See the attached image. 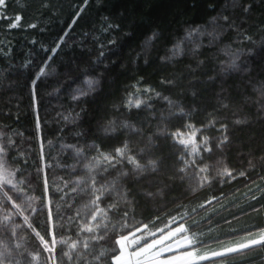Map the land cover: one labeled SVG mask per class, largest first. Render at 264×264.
I'll return each mask as SVG.
<instances>
[{
  "label": "trees",
  "instance_id": "1",
  "mask_svg": "<svg viewBox=\"0 0 264 264\" xmlns=\"http://www.w3.org/2000/svg\"><path fill=\"white\" fill-rule=\"evenodd\" d=\"M196 129L199 152L179 142ZM0 147L3 264H115L121 236L178 225L197 243L164 256L264 233V0H5ZM193 264H264V242Z\"/></svg>",
  "mask_w": 264,
  "mask_h": 264
},
{
  "label": "snow or ice",
  "instance_id": "2",
  "mask_svg": "<svg viewBox=\"0 0 264 264\" xmlns=\"http://www.w3.org/2000/svg\"><path fill=\"white\" fill-rule=\"evenodd\" d=\"M5 5V0H0V6H4ZM21 17L16 16L15 20L17 21V23L11 24V27H16L18 22L20 21ZM89 85H91L93 82L92 81H88ZM142 102L141 101H136L134 106L135 107H140V104ZM130 106L132 105V102L129 101ZM237 123H239V121H237ZM190 128L192 126H189ZM199 131L198 129L194 130L191 135L188 136V138L184 139L181 138L179 140V142L183 145H185V147H188L189 144L193 145V152H199V145H196L195 143V132ZM176 137H184L183 133H175L173 134ZM228 140V137L225 136L224 139L220 142L221 144L226 143ZM202 144H207V138H204L203 141H201ZM4 151V149L2 147H0V152ZM116 153L123 157L125 155V152L127 151V144L124 145L123 148H118L115 150ZM205 151H211V148H207L205 147ZM103 159L105 161H108L111 164L112 158L109 156H105L103 155ZM128 162L130 164H132L134 166L135 169H139L140 172L145 171V166L141 165L140 163H138L135 159V157H127ZM148 165L151 167L152 171H156L157 170V164L156 161H148ZM206 169H201V171H205ZM226 175H231L230 172H228L227 170H225ZM126 175V173H125ZM240 175H243V173H240ZM6 183L11 184V180L6 181ZM73 191H75V189H73ZM8 199H11V197H8ZM99 197H96V199L94 201H92L93 204H97L99 201ZM17 207H19L17 205ZM109 207H113V206H109ZM103 210L97 208V213H101ZM50 214V213H49ZM126 215V213H125ZM8 217H5V220H7ZM92 219L95 220L96 219V215L92 216ZM25 220H27V217H25ZM30 226V225H29ZM146 227V226H145ZM83 230L86 231H92L93 229L87 225H85V228ZM162 231V230H161ZM181 231H187L186 229L183 228V226H181V228L176 229L175 232H170L168 233L166 236H161L159 239H154L151 243H145L144 246L137 248L134 251L128 252L127 248H128V242L129 241V237L128 236H121L119 240L116 241V243L118 245H120L121 248V252L120 255L115 256L114 259L116 261V264H193L194 259L197 258L196 257V252L195 250L193 251H186V252H182L179 255H175V256H171V257H167L165 259H160V256L163 252H171L173 251L172 245L171 244H166V241H168L171 237H174L175 234L177 232H181ZM37 236H39V233H36ZM150 235H154L152 233H150ZM40 240L42 241V243L44 244L45 248H48V241L44 240V237L39 236ZM103 237H101L102 239ZM142 239V237H139L135 240H132L130 243L131 244H138L139 240ZM183 245L179 242L176 241V247L180 248L182 246H190V245H194L197 243L195 237H188L185 236L183 238ZM264 242V237H262L261 240H252L251 244H258ZM57 243V240L55 238V235L52 234V246L53 248L55 247ZM59 243H66V241L61 240L59 241ZM85 248L88 247V244L85 242L83 245ZM70 249H75L76 248V244L73 243L70 246ZM241 248H245V247H249V245H240ZM51 251V249H48ZM237 249H227L226 251L228 252H232V251H236ZM3 254L0 253V256H2ZM65 256L68 257L69 260L72 259L71 253H64ZM213 255H222V253H213ZM199 259H206L207 257L204 256H200L198 257ZM97 259H99V257H97ZM0 264H3V260L0 259Z\"/></svg>",
  "mask_w": 264,
  "mask_h": 264
},
{
  "label": "rangeland",
  "instance_id": "3",
  "mask_svg": "<svg viewBox=\"0 0 264 264\" xmlns=\"http://www.w3.org/2000/svg\"><path fill=\"white\" fill-rule=\"evenodd\" d=\"M6 175L8 177L10 176V178H12V175L11 174L5 173V176ZM181 226H183V225H178V226L174 227L173 229H171L170 231H167L166 233H163V234L157 236L155 239H159L161 236H166L170 232H175L176 229L181 228ZM183 228H184V226H183ZM182 232L183 231L177 232L174 237H171L168 241H166V244H171L172 245L173 250L178 249L176 247V244H175L176 241H179L183 245V243H184L183 242V238L185 237V235H182ZM128 237H129V241L126 242V243H128L127 251L128 252H131V251L136 250L137 248L136 249H132V244L130 242L132 240L137 239L139 236L137 234H135V232H134V233L128 235ZM262 237H264V233H256V234H253L250 238H246L244 240L243 239H241V240L240 239H237V240H234V241H231V242H227L223 246L217 247L215 249L206 250V249H201V248H195V249H189V250H186V251H193V250H195L196 257H197V258L194 259V262H195V261L201 260V259L198 258L200 256H204V257H207L208 258V257H211V256H215V255H213V253H226V252H228V251H226L227 249H230V248L231 249H239V248H241L240 245H245V244L246 245H251V241L252 240H261ZM151 242H149V243H151ZM119 249H120V251H119L118 255H120V252H121L120 245H119ZM186 251H183V252H186ZM165 253L166 252H163L161 254L160 259H165L167 257L179 255L182 252L181 251H177L176 253H171V254H169L167 256H164L163 254H165ZM114 262L116 264L115 259H114Z\"/></svg>",
  "mask_w": 264,
  "mask_h": 264
}]
</instances>
